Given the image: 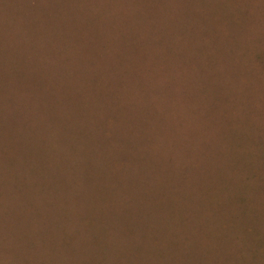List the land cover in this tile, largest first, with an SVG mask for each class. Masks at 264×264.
Instances as JSON below:
<instances>
[{
	"label": "rangeland",
	"instance_id": "rangeland-1",
	"mask_svg": "<svg viewBox=\"0 0 264 264\" xmlns=\"http://www.w3.org/2000/svg\"><path fill=\"white\" fill-rule=\"evenodd\" d=\"M0 264H264V0H0Z\"/></svg>",
	"mask_w": 264,
	"mask_h": 264
}]
</instances>
